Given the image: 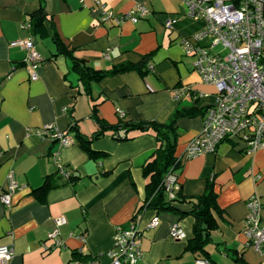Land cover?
Wrapping results in <instances>:
<instances>
[{"label": "crops", "instance_id": "crops-1", "mask_svg": "<svg viewBox=\"0 0 264 264\" xmlns=\"http://www.w3.org/2000/svg\"><path fill=\"white\" fill-rule=\"evenodd\" d=\"M101 1L116 13L140 3L150 14L134 23L107 25L98 22L93 0H43L46 16L33 31L31 14L41 0H0V193L9 177L20 186L9 208L0 201V245L13 250L8 264H83L87 260L111 264L105 252L111 247L114 228L125 225L143 202L147 177L142 165L158 144L151 131L118 129L116 135L131 138L116 140L111 135L114 131L107 129L90 144L106 154L91 159L73 134H69L73 144L59 147L39 136L37 129L54 124L67 133L73 119L77 131L89 136L99 129L98 120L110 125L120 119L161 124L177 109H192L194 115L179 116L174 122L177 157L200 132L202 115L214 100V88L200 81L179 43L201 25L183 15L177 0ZM167 18L175 19L172 30L164 27ZM26 20L29 29L21 27ZM53 33L72 56L94 70L134 67L92 81L86 94L69 56L56 50ZM24 39L34 42L41 58L34 81L22 63L24 50L10 45ZM184 83L205 96L173 99L172 89ZM54 152L70 172V180L58 174ZM175 170L185 196L202 194L206 180L213 183L220 212L212 215L206 255L185 248L192 237L190 215L147 209L141 212L142 257L136 264H194L196 257L208 264H262V256L245 245L242 227L252 194L260 198L264 224V149L247 154L241 143L225 139L215 152L183 160ZM174 205L190 210L187 203ZM57 216L65 219L59 227L63 246L45 252L41 245ZM154 216L158 225L147 228ZM175 222L184 232L183 239L170 236Z\"/></svg>", "mask_w": 264, "mask_h": 264}, {"label": "built area", "instance_id": "built-area-1", "mask_svg": "<svg viewBox=\"0 0 264 264\" xmlns=\"http://www.w3.org/2000/svg\"><path fill=\"white\" fill-rule=\"evenodd\" d=\"M82 1V0H80ZM183 7V15L200 23V28L189 36L179 39L184 55L192 59V70L204 84L214 88V100L202 115L200 132L185 145L178 163L205 153L215 152L217 145L229 139L241 143L247 154L264 149V0H177ZM98 11V22L120 25L125 21L137 22L147 17L150 11L140 3L129 10L116 13L105 7L101 0H93ZM175 19L164 20V27L173 29ZM29 29V21L21 24ZM24 50L22 63L28 70L29 79H37V68L41 60L31 39L10 42ZM150 63L147 68H151ZM205 96L188 84L172 89L175 100L194 99ZM71 124V123H70ZM36 133L48 138L57 146L73 144L66 132L54 124L41 126ZM58 174L69 179L70 172L59 162L57 152L52 154ZM258 178V176H256ZM169 198L174 197L180 187L176 170L170 167L162 179ZM20 186L9 177L0 193L5 208L11 205V196ZM261 201L252 194L246 201L247 214L243 220L242 233L245 245L258 252L264 264V224L260 220ZM141 212H135L125 225H117L112 235L111 247L105 252L111 264H136L142 257L140 248ZM54 228L48 232L41 245L43 251L63 246L59 227L65 223L62 216L53 219ZM157 216L151 218L147 228L158 225ZM172 239L184 238V232L177 222L170 226ZM84 240L83 236H79ZM13 256L10 245H0V264H8ZM83 264H96L87 260ZM194 264H208L202 257H196Z\"/></svg>", "mask_w": 264, "mask_h": 264}, {"label": "trees", "instance_id": "trees-1", "mask_svg": "<svg viewBox=\"0 0 264 264\" xmlns=\"http://www.w3.org/2000/svg\"><path fill=\"white\" fill-rule=\"evenodd\" d=\"M43 0L39 4V7L31 14V29L36 30L45 19V12L43 10ZM53 42L55 43L56 50L61 53H65L69 56L71 68L77 74L78 80L83 86V90L86 94H89L90 83L92 81L98 82L101 78L111 75L117 72L125 71L134 66L122 65L120 67L111 68L107 71L94 70L84 63L83 59L76 58L69 53L64 47L62 41L53 33ZM195 111L192 109H177L169 120L165 123H156L154 121H138L133 122L129 120L120 119L118 124L110 125L99 121V129L91 133L89 136H84L77 131L76 123L73 119L70 120L69 127L67 129L68 134H73L77 143L82 150H84L87 156L91 159H97L104 156L106 153L103 151L93 150L90 147L92 140L99 138L103 132L107 129L114 131L112 137L116 140H126L131 137L123 134H118L116 130L122 129L124 132L129 131H151L158 144L142 165V172L147 177V183L145 184V196L143 202L139 206L136 212L151 209L156 213L160 211L172 212L176 215L182 216L188 214L193 218L192 224V237L189 239L186 245V249L192 252L202 253L206 255L204 249L205 243L208 238V232L212 228V215L218 214L220 211L216 204V193L213 189V183L206 180L205 188L202 194L197 196H185L181 193L180 187L174 193V197L169 198L167 191L163 187L162 179L166 172L173 167L177 169L180 165L176 161L175 147L177 132L174 126L176 118L179 116H192ZM71 179V174L68 180ZM45 184H47L45 182ZM176 203H187L190 205V210L184 212L179 210L175 205Z\"/></svg>", "mask_w": 264, "mask_h": 264}]
</instances>
